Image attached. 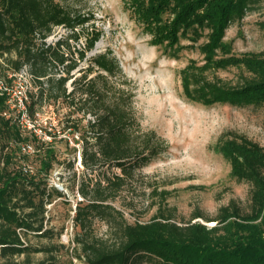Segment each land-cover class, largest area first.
<instances>
[{"label":"trees","instance_id":"trees-1","mask_svg":"<svg viewBox=\"0 0 264 264\" xmlns=\"http://www.w3.org/2000/svg\"><path fill=\"white\" fill-rule=\"evenodd\" d=\"M261 1L129 0L127 5L151 34L152 43L164 46L171 56L179 57L188 47L182 39L196 45L207 38L199 46L206 62L198 65L192 60L182 71L190 100L207 106H245L264 105V54L220 58L218 53L230 51L225 43L227 30ZM95 20L91 13L61 0H0V255L43 251L26 245L21 232L46 235L47 201L52 196L47 177L58 162V153L54 140L39 136L37 123L43 108L54 106L67 109L61 120L63 131L78 135L86 168L120 170L98 180L89 203L77 212V224L85 234L75 241L86 264H264V147L244 137L222 139L218 149L231 164L232 176L251 185L250 213H243L239 206L223 208L219 218L207 219L216 221L214 226L178 222L162 212L148 222L130 223L107 204L123 188L126 176L169 146L156 131L143 128L134 109L135 91L123 78V69L111 50L95 56L81 75L73 76L102 38ZM58 26L69 33L49 43ZM83 38L84 46L74 48L71 42ZM242 63L250 74H240L235 81L207 72L212 67ZM24 69L33 86L22 97L32 127L22 123L21 112L16 117L12 114L16 110L11 104L12 87ZM71 79L73 88L69 90ZM32 143L36 153L25 152L23 146ZM32 155L41 157L45 176L24 169ZM95 216L113 223L120 233L117 243L88 236L90 219Z\"/></svg>","mask_w":264,"mask_h":264},{"label":"rangeland","instance_id":"rangeland-1","mask_svg":"<svg viewBox=\"0 0 264 264\" xmlns=\"http://www.w3.org/2000/svg\"><path fill=\"white\" fill-rule=\"evenodd\" d=\"M128 1L61 0L67 6L91 13L96 26L103 32L95 48L87 52L86 59L73 71V76L81 75L95 56L111 50L123 69V78L129 80V86L135 91L134 109L143 128L156 131L169 146L167 151L142 164L133 175L126 176L123 188L107 204L122 213L130 223L148 222L162 212L172 215L178 222L197 221L214 226L216 221L208 222L207 219L219 218L223 208L239 206L243 213H250L252 187L232 176L231 164L218 149V144L222 139L244 137L264 147V105L207 106L190 100L185 92L182 71L192 60L198 65L206 62L199 46L207 38H202L196 45L182 39L183 46L188 47L180 52L179 57L171 56L164 46L152 43L151 34L136 20L128 8ZM68 33L63 26L55 27L48 42L56 43ZM71 43L78 49L84 46L85 39ZM225 43L230 45V51L218 53L220 58L264 54V0L252 7L244 19L230 26ZM74 56L78 57V53ZM245 68L244 64L230 65L212 67L207 72L211 77L235 81L240 74H250ZM16 76L11 103L16 109L12 113L15 117L23 110L22 97L26 90L33 89L27 69ZM72 80L67 85L69 90L73 88ZM66 110L45 106L38 115V134L48 142L54 140L58 162L47 177L48 191L52 196L47 201L46 235L21 233L26 245L43 251L30 255H0V264H37L42 261L48 264H86L82 248L75 241L85 234L77 224V212L79 207L89 203L98 180L103 181L120 170L106 166L94 171L84 166L82 145L76 141L78 135L63 131L61 120ZM24 121L27 126L32 124L30 118ZM50 132L57 134L56 139ZM35 147L36 144L32 143L30 154L36 153ZM40 160L41 157L32 155L24 162V169L45 176ZM56 189L62 192L61 196ZM90 220L86 232L89 237L109 244L120 240V233L113 223L99 216ZM45 248H52V251H45Z\"/></svg>","mask_w":264,"mask_h":264},{"label":"built area","instance_id":"built-area-1","mask_svg":"<svg viewBox=\"0 0 264 264\" xmlns=\"http://www.w3.org/2000/svg\"><path fill=\"white\" fill-rule=\"evenodd\" d=\"M22 117H21V120H22V123H24L25 121H24V119L25 118H29V115H28V112H27V108H26V105L23 103V110H22ZM29 127H32V124L31 125H29ZM23 150L25 151V152H30L31 150H32V145H24L23 146ZM26 171H28V170H26Z\"/></svg>","mask_w":264,"mask_h":264}]
</instances>
